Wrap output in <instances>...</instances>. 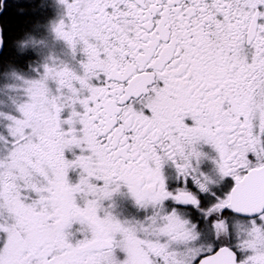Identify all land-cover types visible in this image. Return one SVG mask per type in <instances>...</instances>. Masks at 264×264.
Here are the masks:
<instances>
[{
  "label": "snow or ice",
  "instance_id": "obj_1",
  "mask_svg": "<svg viewBox=\"0 0 264 264\" xmlns=\"http://www.w3.org/2000/svg\"><path fill=\"white\" fill-rule=\"evenodd\" d=\"M0 264H264V0H0Z\"/></svg>",
  "mask_w": 264,
  "mask_h": 264
}]
</instances>
